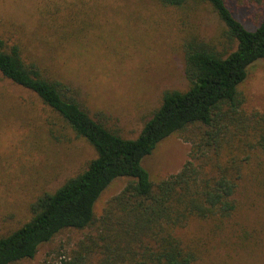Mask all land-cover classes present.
<instances>
[{
	"label": "rangeland",
	"instance_id": "1",
	"mask_svg": "<svg viewBox=\"0 0 264 264\" xmlns=\"http://www.w3.org/2000/svg\"><path fill=\"white\" fill-rule=\"evenodd\" d=\"M228 2L248 28L264 13V0ZM225 30L212 6L200 0L182 7L157 0H0L7 48L19 45L26 64L70 85L93 118L125 138L139 135L165 92L189 88L185 57L191 40L223 55L236 47ZM240 89L246 110L264 112V59L249 68ZM187 137L173 133L143 159L152 181L182 168L191 148ZM94 157L85 138L34 92L0 72V237L29 221L40 195L54 192ZM128 180L118 177L103 191L97 217ZM234 197L237 209L230 217L193 218L177 231L198 254L192 264H264V155L244 167ZM96 233V226L63 230L35 257L12 264L54 260Z\"/></svg>",
	"mask_w": 264,
	"mask_h": 264
},
{
	"label": "trees",
	"instance_id": "2",
	"mask_svg": "<svg viewBox=\"0 0 264 264\" xmlns=\"http://www.w3.org/2000/svg\"><path fill=\"white\" fill-rule=\"evenodd\" d=\"M157 1L182 7L191 0ZM200 1L212 6L236 47L223 55L191 40L185 57L189 88L165 92L136 138L93 118L70 85L47 77L37 64H26L20 46L7 48L0 34L2 75L34 92L96 151L83 171L32 203L29 221L0 237V264L35 257L63 230L93 226L96 234L43 264H92L94 259L96 264H192L198 254L177 231L193 218L223 219L235 212L244 167L264 155V112L246 110L240 89L249 68L264 59V13L248 28L228 0ZM176 132L188 135V159L177 173L154 182L142 161ZM118 177L129 180L97 217V200Z\"/></svg>",
	"mask_w": 264,
	"mask_h": 264
}]
</instances>
